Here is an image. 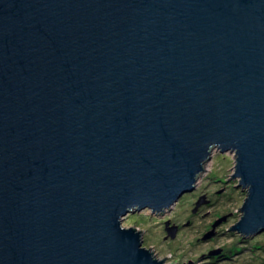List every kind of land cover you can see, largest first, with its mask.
Masks as SVG:
<instances>
[{
  "label": "water",
  "instance_id": "1",
  "mask_svg": "<svg viewBox=\"0 0 264 264\" xmlns=\"http://www.w3.org/2000/svg\"><path fill=\"white\" fill-rule=\"evenodd\" d=\"M214 147L263 231L264 0H0V264H163L121 219Z\"/></svg>",
  "mask_w": 264,
  "mask_h": 264
},
{
  "label": "rangeland",
  "instance_id": "2",
  "mask_svg": "<svg viewBox=\"0 0 264 264\" xmlns=\"http://www.w3.org/2000/svg\"><path fill=\"white\" fill-rule=\"evenodd\" d=\"M234 154L214 147L194 189L161 214L136 210L124 216L121 225L141 229L142 246L157 260L167 256L163 264H264V230L245 236L227 229L240 219L247 196L239 179L229 177L235 172ZM172 228L173 237L168 232Z\"/></svg>",
  "mask_w": 264,
  "mask_h": 264
}]
</instances>
